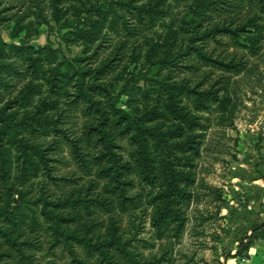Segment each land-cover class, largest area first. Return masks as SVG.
Segmentation results:
<instances>
[{"label": "rangeland", "instance_id": "rangeland-1", "mask_svg": "<svg viewBox=\"0 0 264 264\" xmlns=\"http://www.w3.org/2000/svg\"><path fill=\"white\" fill-rule=\"evenodd\" d=\"M84 1L64 0L59 10L53 11L47 0H39L22 18L16 16L2 24L1 32L6 42L25 41L44 48L39 54L41 74L37 77L29 76L23 56L18 51L0 61V64L9 62V66L0 71L3 78L0 98L3 102L13 97L28 81L27 86L33 92L31 101L26 103L28 111L33 108L31 103L34 106L45 95H49L47 103L57 104L60 99H65L60 107H68L66 95L61 97V94L53 95L49 91L48 78L64 55L82 56L92 52L89 59L92 63L105 57L112 59L113 68L105 79L114 77L117 86L126 82L130 93L138 95L139 89L147 87L145 77L154 73L157 65L154 63L145 68L135 64L131 60L130 45L133 42L142 44L144 34L145 39H158L160 44L165 41L166 47H175L179 41L177 38L182 34L181 22H173V30L179 29L175 33L177 38L168 35L166 23H170L175 13L182 14L184 1L174 6L172 12L159 15L155 23L143 28L142 35L134 38L124 33L114 34L106 27L100 28L99 38L93 42L91 49L84 52L87 44L76 35L85 27ZM113 1L94 2L109 7L114 5ZM2 5L13 6L8 12L23 9L17 0H4ZM247 9L244 21L251 20L247 27L250 32L243 36L251 48L239 46L228 35H220L218 43L211 39L205 43L212 56L227 60L233 58L238 62L236 68L208 65L194 70V67L188 66L174 68L172 72L176 80L184 75L193 82L202 80L201 88L210 89L217 99L210 98L205 108L195 109L185 96H174L171 101H157L155 92L150 91L148 104L139 107L137 113L146 109L157 110L158 105L168 115L185 112L187 117L194 115L198 123L190 131L186 130L188 132L183 137H174L177 131H182L180 125H186L175 118L170 121L160 117L141 129L138 138L140 143H144L148 164L157 172L156 183L146 182L136 170H130L123 177L131 180L127 193L136 194L135 205H129L122 211L115 204L110 212L94 208L91 216L86 215L81 207L66 209L67 213L77 212L79 226L85 221H93L94 235L101 237L106 235L109 213L115 217L117 234L132 252L130 258L116 253L120 264H264V11L250 4H245L241 10L244 13ZM239 14L235 16L237 23L241 22ZM210 16L213 19L219 17L216 11L210 12ZM95 20L100 21L101 18L95 16ZM68 37L70 40H67ZM121 41L125 42L123 46ZM95 42L98 45L95 46ZM137 49L141 51L139 59L143 61L146 46ZM182 63L197 65L198 60L192 57ZM139 70L148 74L142 75ZM125 98L123 95L122 99ZM181 105L185 107L182 109ZM81 106L82 103L74 105L63 113L61 127L65 132L55 136L50 126L38 125V129L32 132L30 128H25L23 120L25 124L31 120L26 110L17 104L8 110V132L13 131L17 137H27L28 143L39 146H46L55 140L57 148L48 153L51 158L48 161L51 164L49 171L56 178L51 179L31 150L18 156L20 150L15 143L5 146L8 150V175L4 180L0 178V205L5 209L14 210L15 207L16 211H29L27 207L31 205L37 211L39 202L34 203V198L39 194L44 199L69 191L76 194L78 189L83 191L89 182L87 196L100 193L101 196L112 197L101 187L103 183L110 184L108 179L98 178L94 167L90 173L85 172L73 155L71 140L82 136V124L88 117ZM47 113H53V109ZM116 140L120 145L116 150L121 161L134 164L131 151L137 145L132 144L128 136H118ZM78 145L89 163L90 155L96 149L92 139L79 140ZM186 145L191 148H186ZM24 164L28 165V172L34 174L20 178L23 179L21 181L16 176ZM180 177L183 180H179ZM183 189L189 190L191 197L182 196ZM165 214L169 215L166 224L157 229L153 221L157 216L165 217ZM174 217L183 220L178 232L179 220ZM0 224L7 225L1 215ZM26 226L22 224L14 231L20 229L31 235V244L22 246L23 251L30 255L29 260L5 256L0 257V264H69V253L60 244L50 246V237L43 226L33 231ZM0 242L6 243L1 237ZM6 244H2L0 249H5ZM10 249L17 254L13 248ZM76 249L78 257L86 264H98L96 253L88 255L81 246H76Z\"/></svg>", "mask_w": 264, "mask_h": 264}, {"label": "trees", "instance_id": "trees-1", "mask_svg": "<svg viewBox=\"0 0 264 264\" xmlns=\"http://www.w3.org/2000/svg\"><path fill=\"white\" fill-rule=\"evenodd\" d=\"M3 1L0 0V61L9 57L10 53L18 51L23 56L29 76L37 77L41 74V70L38 68V59L39 54L44 51L43 46L25 41L8 43L3 39L1 26L13 20L16 16L22 18L23 15L28 13V9L32 7V4L38 3L39 0H17L23 8L20 12H8L13 6L2 5ZM62 1L64 0H47V3L53 11H56L59 10ZM94 1L86 0L83 2L82 10L85 14L83 18L85 27L76 33L77 38L84 39L87 44L83 50L84 52L91 49L93 42L99 38L100 28L106 27L114 34L124 33L134 38L142 35L143 28H148L155 23L159 15L172 12L174 6L184 1L185 8H183L182 14L177 15L175 13L172 15L170 23H166L168 35L175 37V33L179 32V29L173 30V22H181L182 34L179 38L175 37L179 40L175 47H166V42L163 41L160 44L158 39H145L144 34L142 35L144 39L142 44L133 42L130 45L131 60L135 64L145 68H149L154 63L157 65V70L150 75L142 70L138 71L142 75H147L145 77L147 87L139 89L138 95L130 93L126 88L128 84L126 82L117 86L114 77L105 79L113 68L112 59L105 57L92 63L89 60L92 57V52L90 55L82 56L70 57L64 55L48 78L49 91L53 95L61 94V97L66 95L68 107H60L65 99L63 101L60 99L57 104L47 103L49 95H45L34 106L31 103L33 108L28 111L26 103L31 101L33 95L32 89L27 86L28 81L13 97L6 99L4 102L0 98V178L4 180L8 175V150L5 146L15 143L17 149L20 150L18 156L21 153H29L31 150L36 154L38 162L42 164L45 174L51 179H56L49 171L51 164L48 162L51 159L48 153L57 148L54 143L55 140L46 146H39L28 143L27 137H17L13 131H7L10 119L8 110L13 108L14 104L22 107L28 113L27 117L30 118L31 122L25 124L23 120L25 128H30L32 132V130L38 129L36 127L38 125L50 126L51 132L55 136L60 132H65V129L61 127L63 113L67 109L70 110L72 106H78L82 103L81 107L88 117L82 124V136L71 140L73 155L85 172L90 173L94 167L98 178L108 179L110 184L103 183L101 187L112 196H101L100 193L87 196V190L91 185V182H89L83 191L78 189L75 192L76 194L69 191L52 199H44L39 194L34 198V203L39 202L37 211L31 205L27 207L29 211H16L14 206V210H8L4 208L5 206L0 205V215L6 220L7 224L6 226L0 224V237L7 243L0 242V246L2 244L7 246L5 249H0V257L17 256L19 260H29L30 255L23 251L22 246L31 244V235H26L25 231L20 229L14 231V228L23 224L24 226L27 225L26 227L30 228V231L43 226L50 237V246L60 244L69 253L71 257L69 264L76 262L86 264L84 259L78 257L76 246H81L88 255L96 253L98 264L99 262L102 264H120L116 253L130 258L132 252L125 247V242L117 234L118 225L115 223V217L112 214L109 213L108 215L106 235L101 237L94 235L93 221L89 223L85 221L79 226L76 222L77 212L67 213L66 211L81 207L86 215L91 216L95 212L94 208L110 212L117 204L119 209L123 211L129 205L136 204L134 200L136 194L127 193V186L131 184V180L123 177V174L130 170H136L146 182L154 185L157 181V172L153 166L148 164L147 155L143 150L144 143H140L138 138L141 129H145L144 125L160 117L170 121L173 118L179 121L182 120L186 125H180L182 131H177L174 137H180L181 135L183 137L194 125L198 124L194 115L187 117L185 112L170 113L168 115L166 111L159 108L158 104L157 110L146 109L137 113L140 106L144 107L148 104V93L150 91L155 92L157 101L164 99L171 101L174 96H185L191 101L195 109L205 108L207 100L210 98L217 99L216 94L212 93L210 89H202V80L193 82L185 75L176 80L172 75L174 68L191 66L194 67V70H197L200 66L208 65L220 68H236L238 62H235L233 58L227 60L223 57L212 56L211 50L206 48L205 43L210 39L218 43L220 35H228L234 38L239 46L251 48L252 46L247 43L243 36L244 33L250 32L247 27L251 20L244 21L248 9L244 13L241 9L245 4H250L264 11V0H172V2L171 0H115L113 1L114 5L109 7L97 4ZM213 11L218 13V18H211L210 12ZM19 13L20 15H17ZM225 13L226 15H224ZM237 14L241 18V22L238 23L235 20ZM54 16H56V12H54ZM95 16H99L101 20L96 21ZM9 36H13V34L9 33ZM67 40H70L69 37ZM96 42L95 46L98 45ZM124 44L125 42L121 41V46ZM169 45L173 44L170 43ZM143 46H146V51L144 60L140 61L141 51L137 48ZM192 54L193 56H191ZM192 57L198 60L197 65L182 63L184 59ZM116 58L119 59L120 57ZM141 63L142 65H140ZM8 66L9 62L4 61L0 64V71ZM24 74L26 75V73ZM2 81L3 78L0 75V82ZM123 95L126 96L125 99H122ZM180 107L183 109L185 106L181 105ZM49 109H53V113H47ZM118 136H128L130 142L137 145L131 151L134 164L127 160L121 161V157L116 150L120 146L116 140ZM82 139H85V141H91L92 139L93 144L96 146L95 151L90 155L89 163H87L85 153L81 151L78 145L79 140ZM186 148L191 147L186 145ZM28 171V165L24 164L16 178L23 181L20 178H27L29 174H34ZM179 180H183V178L180 177ZM191 195L189 190H182V196L189 198ZM167 217L169 215L166 214L165 217L157 216L156 220L153 221V225L160 229L161 226L166 224ZM174 219L179 220V217H174ZM182 221L180 218L177 223V232L183 226ZM10 248H13L17 254H14Z\"/></svg>", "mask_w": 264, "mask_h": 264}]
</instances>
